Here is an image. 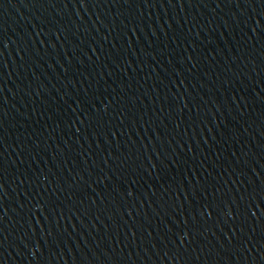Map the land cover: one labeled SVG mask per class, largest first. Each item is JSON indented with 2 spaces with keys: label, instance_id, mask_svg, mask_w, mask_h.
I'll use <instances>...</instances> for the list:
<instances>
[{
  "label": "water",
  "instance_id": "1",
  "mask_svg": "<svg viewBox=\"0 0 264 264\" xmlns=\"http://www.w3.org/2000/svg\"><path fill=\"white\" fill-rule=\"evenodd\" d=\"M0 264H264V0H0Z\"/></svg>",
  "mask_w": 264,
  "mask_h": 264
}]
</instances>
